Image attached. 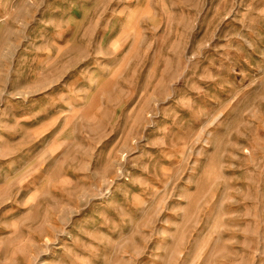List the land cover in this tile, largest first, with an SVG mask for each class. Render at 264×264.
I'll list each match as a JSON object with an SVG mask.
<instances>
[{
	"label": "rangeland",
	"instance_id": "obj_1",
	"mask_svg": "<svg viewBox=\"0 0 264 264\" xmlns=\"http://www.w3.org/2000/svg\"><path fill=\"white\" fill-rule=\"evenodd\" d=\"M0 264H264V0H0Z\"/></svg>",
	"mask_w": 264,
	"mask_h": 264
}]
</instances>
